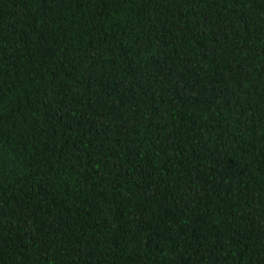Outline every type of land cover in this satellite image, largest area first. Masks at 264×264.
<instances>
[{"label":"trees","instance_id":"trees-1","mask_svg":"<svg viewBox=\"0 0 264 264\" xmlns=\"http://www.w3.org/2000/svg\"><path fill=\"white\" fill-rule=\"evenodd\" d=\"M0 264H264V0H0Z\"/></svg>","mask_w":264,"mask_h":264}]
</instances>
